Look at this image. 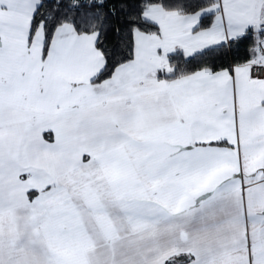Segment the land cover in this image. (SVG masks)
Instances as JSON below:
<instances>
[{
  "label": "snow or ice",
  "instance_id": "obj_1",
  "mask_svg": "<svg viewBox=\"0 0 264 264\" xmlns=\"http://www.w3.org/2000/svg\"><path fill=\"white\" fill-rule=\"evenodd\" d=\"M0 264H264V0H0Z\"/></svg>",
  "mask_w": 264,
  "mask_h": 264
}]
</instances>
